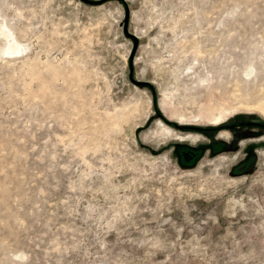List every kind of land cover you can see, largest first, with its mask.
I'll list each match as a JSON object with an SVG mask.
<instances>
[{
    "label": "rangeland",
    "instance_id": "374dc122",
    "mask_svg": "<svg viewBox=\"0 0 264 264\" xmlns=\"http://www.w3.org/2000/svg\"><path fill=\"white\" fill-rule=\"evenodd\" d=\"M255 121L264 0H0V264H264Z\"/></svg>",
    "mask_w": 264,
    "mask_h": 264
},
{
    "label": "water",
    "instance_id": "95a60500",
    "mask_svg": "<svg viewBox=\"0 0 264 264\" xmlns=\"http://www.w3.org/2000/svg\"><path fill=\"white\" fill-rule=\"evenodd\" d=\"M85 1H88V2H100L101 0H85ZM125 21H127V14H126V18H125ZM130 35L132 36L133 40H134V45H136V42H137V37L135 34L133 33H130ZM130 65H131V59H130ZM129 77L131 78V80L135 83V84H139V85H142V84H146V85H149L151 88H152V85L150 84L149 81L147 80H139V79H136L132 76V72L130 71L129 73ZM153 94H154V90H153ZM264 124V123H263ZM177 127L179 128H184V127H196V128H199L198 126H192V125H186V124H175ZM211 128H215V127H211Z\"/></svg>",
    "mask_w": 264,
    "mask_h": 264
},
{
    "label": "flooded vegetation",
    "instance_id": "af4514ba",
    "mask_svg": "<svg viewBox=\"0 0 264 264\" xmlns=\"http://www.w3.org/2000/svg\"><path fill=\"white\" fill-rule=\"evenodd\" d=\"M254 123H260V122H254ZM260 124H262V126L264 127V124L263 123H260ZM227 125H229V123L227 124ZM206 130H214V129H206ZM182 157L185 159V160H187V161H189V160H191L193 157H194V155H195V152H194V150H192V149H184V150H182ZM240 168H243V166H242V164L240 165Z\"/></svg>",
    "mask_w": 264,
    "mask_h": 264
},
{
    "label": "bare ground",
    "instance_id": "6f19581e",
    "mask_svg": "<svg viewBox=\"0 0 264 264\" xmlns=\"http://www.w3.org/2000/svg\"><path fill=\"white\" fill-rule=\"evenodd\" d=\"M164 127V126H163ZM171 129L164 127L162 131H170ZM165 134V133H164Z\"/></svg>",
    "mask_w": 264,
    "mask_h": 264
}]
</instances>
